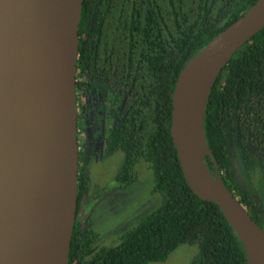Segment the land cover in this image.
Masks as SVG:
<instances>
[{
  "label": "trees",
  "instance_id": "16d2710c",
  "mask_svg": "<svg viewBox=\"0 0 264 264\" xmlns=\"http://www.w3.org/2000/svg\"><path fill=\"white\" fill-rule=\"evenodd\" d=\"M258 0H85L79 26L78 86L93 102L107 91L121 96L110 109L117 124L108 149L127 160L118 180L137 179L135 165L151 164L159 207L128 231L121 244L96 250L90 213L77 219L70 264H150L182 244L198 245L191 264H251L246 248L214 201L189 184L171 121L179 77L191 59ZM90 105V104H89ZM86 107V111L92 108ZM209 169L264 228V199L250 169L264 159V29L246 42L215 79L205 106ZM81 170L79 205L89 195Z\"/></svg>",
  "mask_w": 264,
  "mask_h": 264
},
{
  "label": "water",
  "instance_id": "95a60500",
  "mask_svg": "<svg viewBox=\"0 0 264 264\" xmlns=\"http://www.w3.org/2000/svg\"><path fill=\"white\" fill-rule=\"evenodd\" d=\"M84 1L0 0V127L21 150L20 160L0 166V264H27V255H39L44 264H70L79 194L77 71ZM262 29L264 0H258L191 59L176 85L171 121L189 184L219 205L251 264L254 257L264 262V229L209 169L206 138L208 152L187 140L184 96L191 81L212 77L207 101L218 74ZM19 66L27 67L26 74ZM32 80L41 94L36 110L17 95Z\"/></svg>",
  "mask_w": 264,
  "mask_h": 264
},
{
  "label": "rangeland",
  "instance_id": "374dc122",
  "mask_svg": "<svg viewBox=\"0 0 264 264\" xmlns=\"http://www.w3.org/2000/svg\"><path fill=\"white\" fill-rule=\"evenodd\" d=\"M126 160V152L119 150L94 162L91 169L92 181L97 185L95 189L96 199L104 202L117 198L119 201L118 206L113 210L106 211V214L103 213L101 215V225L96 227L98 231L100 230L103 233L102 238L106 240L105 244L110 243V237L112 242L118 239L117 236H119L121 229L119 228L120 225H128L126 233L138 225V222L147 211V209H143L141 204L152 212L162 202L161 195L155 192V177L152 166L145 160H140L135 165L138 174L136 181L128 184H118L117 175L125 166ZM250 176L254 178V181L259 182L258 188L262 191H260L262 196H264V174L257 169ZM121 196H130L132 198L131 202L123 205L124 200ZM119 243L120 241L117 245ZM198 253V245L185 243L173 251L167 260L150 264H191Z\"/></svg>",
  "mask_w": 264,
  "mask_h": 264
},
{
  "label": "flooded vegetation",
  "instance_id": "af4514ba",
  "mask_svg": "<svg viewBox=\"0 0 264 264\" xmlns=\"http://www.w3.org/2000/svg\"><path fill=\"white\" fill-rule=\"evenodd\" d=\"M79 44H80V39H79ZM80 79H81V75H80L79 61H78V71H77L78 145H79V183L78 185L80 188L81 170L83 167H86L89 171V175L91 178L90 179L91 188H90L89 195L83 199L80 205H79V194H78V210H77L76 221L77 219L85 218L90 213L92 214L93 225H94L95 231L99 234V239L97 243L95 244V248L97 251H99L101 248H113L121 244L125 237L127 226H128L127 224L120 225L119 228L121 229L119 231L120 233L119 236H117L118 239L112 242L111 237H110V243L105 244L106 240L102 238L103 233L100 230L98 231L96 227H99L101 225L100 224L101 215L103 213L106 214V211L113 210L116 206H118L119 201L117 198H112L104 202H101L99 201V199H96L95 189L97 185L94 184V182L92 181V176H91V169L94 165V162H97V160L103 157L109 156L116 151L121 150V149L110 150L108 149V144H107V139L109 138L112 132V129L117 124V120H118V117L116 114H110V109L113 108L114 106L116 107L119 106L121 102V96L117 93L107 91L104 94H102L103 96H100V97L98 96V101L93 102V99H89L88 96H85L84 87L78 86V81H80ZM88 105L90 108H92L93 106V109L91 111L85 110ZM258 162L261 165H263V167L256 166L250 169L249 174H252L253 171L257 169L261 170V173L264 174V159L260 158ZM213 173H215V175H220V171L218 169L217 171H213ZM118 175H117V180H118ZM137 177H138V174H137ZM117 182L118 184L119 183L124 184L120 182L119 180ZM257 190H258V193L261 195V197H264L261 194L262 191L258 187H257ZM234 195L237 197V193H234ZM121 197L124 200L123 205L126 204L127 202H131L132 198L130 196H126V197L121 196ZM141 206L143 207L144 210L147 209V211L144 214V216L140 219V221L145 216L153 212V211L150 212L151 210L149 208L144 207L142 204ZM97 215H98V218H97ZM134 217H133V220H134ZM140 221L138 222V225ZM138 225H136V227ZM115 232L117 233V231ZM119 241L120 243L117 245Z\"/></svg>",
  "mask_w": 264,
  "mask_h": 264
},
{
  "label": "bare ground",
  "instance_id": "6f19581e",
  "mask_svg": "<svg viewBox=\"0 0 264 264\" xmlns=\"http://www.w3.org/2000/svg\"><path fill=\"white\" fill-rule=\"evenodd\" d=\"M17 57L23 58V55H18ZM20 63L21 60L18 61L17 65ZM28 67V71L32 73L34 69L33 65H28ZM17 70L22 71L20 72L21 75L26 74L23 73V71H26L27 67L19 66ZM211 81L212 77L202 78L199 81H191L184 96V128L187 140L193 147L203 148L204 152H208V149L205 144V136L203 132V112ZM17 95L31 110H36L41 100L38 84H36L34 80L29 82L28 88L26 86L25 93L17 92ZM20 152V147H18L16 142L7 134L2 133V129L0 127V166L9 165L14 161L20 160ZM191 181L195 188L199 191H204L203 188L196 185V181H194L192 177ZM26 261L27 264H44L39 255H27ZM252 264H264V262L258 261L254 257L252 258Z\"/></svg>",
  "mask_w": 264,
  "mask_h": 264
}]
</instances>
